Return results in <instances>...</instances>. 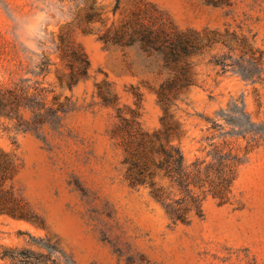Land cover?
<instances>
[{
  "label": "rangeland",
  "instance_id": "obj_1",
  "mask_svg": "<svg viewBox=\"0 0 264 264\" xmlns=\"http://www.w3.org/2000/svg\"><path fill=\"white\" fill-rule=\"evenodd\" d=\"M87 1L0 0V81L19 60L34 68L44 56L48 71L35 78L52 88L46 100L55 93L72 101L58 126L22 132L0 119L8 126L0 128V152L15 159L16 191L41 220L0 214V249L47 251L20 234L27 232L56 242L65 264H264V0H141L178 28L235 30L262 53L260 79L251 81L237 68L222 72L207 62L222 50L213 44L193 68L196 85L169 109L177 124L170 141L186 162L208 160L213 145L232 146L240 156L230 200L208 196L202 215L187 223H171L146 185L128 184L111 134L115 110L95 93L94 83L106 78L118 105L137 110L144 129L160 128L155 90L163 76L151 58L99 37L132 3L119 0L112 13L114 0H94L100 21L77 24ZM66 32L89 60L87 76L70 89L58 79L68 73L59 47ZM0 264L8 260L0 257Z\"/></svg>",
  "mask_w": 264,
  "mask_h": 264
},
{
  "label": "trees",
  "instance_id": "obj_2",
  "mask_svg": "<svg viewBox=\"0 0 264 264\" xmlns=\"http://www.w3.org/2000/svg\"><path fill=\"white\" fill-rule=\"evenodd\" d=\"M128 1L132 3L128 11L99 37L105 45L134 48L147 59L151 58L156 73L163 76L155 90L161 108L160 128L144 129L137 110L118 105L117 94L106 78L94 83L95 93L101 104L115 110L116 121L111 134L122 148L128 184L132 187L146 185L149 195L160 204L171 223H187L191 216L202 215V202L208 196L220 203L230 200L240 156L232 146L213 145L208 160L195 158L186 162L180 148L170 141L177 124L171 120L169 109L177 100H183L184 91L196 85L193 68L199 56L213 44H219L222 50L210 55L207 62L219 66L222 72L237 68L243 79L251 81L260 79L262 53L248 37L235 30L181 29L153 6L141 0ZM118 8L119 0H114L111 12ZM100 16L101 10L95 8L94 0H88L77 24L99 22ZM67 35V32L60 35L59 47L68 73L58 79L70 89L87 76L89 60L80 44ZM48 65L44 56L34 68L19 60L6 81H0V119L13 121L12 127L17 131H37L43 125L58 126L72 106L70 96L66 95L61 97L54 93L46 100L52 88L35 77L46 74ZM134 96L138 108L140 94L134 91ZM25 112L29 113L28 117H24ZM0 128L8 129V126L0 122ZM15 173V159L0 152V214L40 224L39 217L16 191ZM20 234L26 235L29 243L47 251L1 248L0 257L7 259L8 264H65L56 256L60 253L56 242L31 237L27 232Z\"/></svg>",
  "mask_w": 264,
  "mask_h": 264
}]
</instances>
